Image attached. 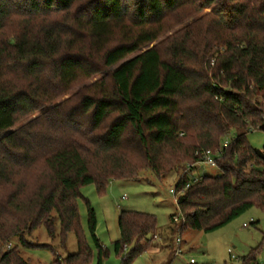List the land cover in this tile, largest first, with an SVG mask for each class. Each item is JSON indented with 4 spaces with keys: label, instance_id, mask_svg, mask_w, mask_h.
I'll use <instances>...</instances> for the list:
<instances>
[{
    "label": "trees",
    "instance_id": "trees-1",
    "mask_svg": "<svg viewBox=\"0 0 264 264\" xmlns=\"http://www.w3.org/2000/svg\"><path fill=\"white\" fill-rule=\"evenodd\" d=\"M190 1L0 0V186L16 185L17 169L39 159L49 181L27 196L20 184L0 200V264H32L21 250L30 245L27 236L44 226L53 239L56 223L64 239L75 234L78 241L67 264H87L92 255L77 200L85 186L95 184L101 193L112 180L139 178L140 168L120 171L123 160L112 154L127 149L129 138L144 170L159 179L177 165L184 164V171L198 151L223 150L220 174L203 176L179 198L171 222L179 215L180 231L213 232L252 208L264 210V147L254 149L248 141L250 133L264 132V0H222L217 26L206 34L200 30L214 42L200 43L191 27L171 37L164 56L155 47L143 50L159 38L168 13ZM203 1L210 6L217 0ZM13 18H21L20 31L9 36ZM215 44L224 46L216 57L210 54ZM104 72L75 110L87 120L81 127L105 130L92 159L120 162L93 166L90 152L63 138V131L50 138L40 134L51 143L37 154L39 134L13 131L72 86ZM188 180L180 179L177 188ZM118 225L115 251L135 245L122 264L150 252L155 216L123 212ZM89 228L97 264H103L108 254L95 236L92 209Z\"/></svg>",
    "mask_w": 264,
    "mask_h": 264
},
{
    "label": "rangeland",
    "instance_id": "rangeland-1",
    "mask_svg": "<svg viewBox=\"0 0 264 264\" xmlns=\"http://www.w3.org/2000/svg\"><path fill=\"white\" fill-rule=\"evenodd\" d=\"M195 2L190 1L176 11L168 13L159 38L143 50L155 47L164 56L171 37L191 27L194 28L193 34L200 43L214 42L215 37H212L211 33L208 36L203 34H206L204 30L207 28L211 31L214 25L217 26L219 18L217 14L222 6V0H217L210 6H206V2L203 0H195ZM189 14H192L191 17H188ZM20 20L21 18H13L9 22L10 24L8 23L5 30L7 35L18 34ZM197 22L201 23L195 25ZM200 30L204 31L203 34ZM223 48V45L215 44L210 54H214L216 50H223ZM218 54L216 53L214 56L216 57ZM105 74L106 72L96 78L72 86L54 104L20 121L13 131L24 129L34 135L39 134L35 142L37 154L47 150L48 143H51L49 140H44L41 135L50 138L58 136L63 131V138H70L83 150L90 152H88L87 158H91L93 166L98 165V168H101L104 166V162L110 166L120 162H114L113 158L107 157H102V161L101 159H92L93 153L98 151L97 149L102 144L99 138L105 130L91 132L87 126L81 127L80 124H87V120L83 119L80 112L75 110L79 97L87 94L91 85L104 77ZM78 130L80 131L78 132ZM190 141L193 142L191 137ZM248 141L252 148L262 150L264 132L250 133ZM112 154L116 159L123 160L120 162L122 166L120 171L140 168L141 175L133 181L112 180L101 193L95 184L81 188V198L77 200V205L84 241L92 255L87 264H97L98 262V248L89 228L90 209L94 211L96 218L95 236L108 254L104 258L103 264H122L127 255L135 248V245H131L120 253L115 251V243L121 239L118 222L123 212L153 215L158 223L157 237L149 244L150 252L139 255L131 264H190L191 259H194L197 264H245V260L249 264H264V210L252 208L230 224L213 232L206 233L190 229L182 232L180 231L183 223L181 219L175 224L171 222V217L179 213L178 204L170 191L177 186L181 179L184 164L177 165L172 173L159 179L151 171L144 170L143 157L137 149L133 148L130 138L127 149L113 151ZM43 163V160L39 159L35 165L29 168H18L14 178L16 185L2 184L0 186V200L7 199L20 184L24 185L23 192L27 196L36 192L42 184L49 183L47 170ZM195 171L193 175L220 174L218 168L207 166H200ZM54 228H56V237L53 239L44 226L27 236L26 239L30 245L21 248L25 259L31 260L32 264H67L68 258L78 253L79 245L75 234H69L64 239L65 235L61 233L59 223H56ZM177 238L182 240L180 246L176 242ZM178 249H181L180 255H176Z\"/></svg>",
    "mask_w": 264,
    "mask_h": 264
},
{
    "label": "built area",
    "instance_id": "built-area-1",
    "mask_svg": "<svg viewBox=\"0 0 264 264\" xmlns=\"http://www.w3.org/2000/svg\"><path fill=\"white\" fill-rule=\"evenodd\" d=\"M229 146V141L226 140L224 143V147L226 148ZM223 150H217L216 152H213L211 150L207 151H198L196 152L195 156L198 158V160L194 163H190L186 166V169L183 171L181 175V179L188 178L189 180L185 185H182L181 188H177V186L172 189L170 192L175 197V200L178 204L179 198L190 188V186L193 183L198 182L203 175H193L194 171L197 170L200 166H207L211 168H217L218 167V160L222 157ZM196 172V171H195ZM180 216H176L174 218L175 222H178L180 220ZM245 227H248L245 225ZM177 244L180 246L182 244L181 238H177ZM10 247V246H9ZM181 254V249H178L176 252V255ZM190 264H197V262L194 259H191Z\"/></svg>",
    "mask_w": 264,
    "mask_h": 264
},
{
    "label": "crops",
    "instance_id": "crops-1",
    "mask_svg": "<svg viewBox=\"0 0 264 264\" xmlns=\"http://www.w3.org/2000/svg\"><path fill=\"white\" fill-rule=\"evenodd\" d=\"M168 264H171V263H168Z\"/></svg>",
    "mask_w": 264,
    "mask_h": 264
}]
</instances>
